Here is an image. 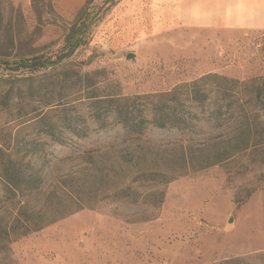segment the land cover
Returning a JSON list of instances; mask_svg holds the SVG:
<instances>
[{"label":"rangeland","instance_id":"rangeland-1","mask_svg":"<svg viewBox=\"0 0 264 264\" xmlns=\"http://www.w3.org/2000/svg\"><path fill=\"white\" fill-rule=\"evenodd\" d=\"M86 2L0 0V79L35 77L0 81V264H264V111L252 141L235 120L132 134L92 97L164 93L207 74L260 84L264 31L147 28L131 40L118 0L61 58ZM38 56L61 61L11 69ZM224 84L203 83L210 103L194 112L214 109ZM9 159L28 191L7 190Z\"/></svg>","mask_w":264,"mask_h":264},{"label":"trees","instance_id":"trees-1","mask_svg":"<svg viewBox=\"0 0 264 264\" xmlns=\"http://www.w3.org/2000/svg\"><path fill=\"white\" fill-rule=\"evenodd\" d=\"M93 2L94 0H87L85 6L77 14L74 24L69 29L65 39L66 47H68L69 51L63 54L61 58L68 57L84 42L91 26L103 12L109 9L110 5L118 2V0H106L104 5L95 13L90 11V6ZM60 61L61 59L52 61L38 56L28 60L15 61L11 69L24 68L30 71H37L44 67L56 65ZM85 78L90 79L89 74ZM34 79L35 77L32 75L27 78L19 76L12 78L10 75L0 79V81L2 83H15V81H33ZM210 79H221L225 84L218 88L216 107L210 110L207 115L200 116V114L194 112L193 108L199 106L202 108L201 112L206 113L205 109L210 103V92L204 88L203 83ZM249 88H252V94L244 96L243 90L245 91ZM12 89L10 87L5 93L4 97L7 99V104L9 103ZM92 97L96 99L94 102L96 106L105 105L107 111L115 112L126 131L132 134L143 133L147 124L150 123L158 129L176 128L187 131L197 126V120H207L217 127L225 126L230 121L235 120L240 122L242 126L247 127V140L249 141L252 139V129L256 128L260 124L259 121H261L260 115L256 113L264 111V76L260 84H255L252 81L240 82L239 80L228 79L217 74H207L199 80L169 92L135 95L132 97ZM249 102L260 108L257 110L247 108L246 104ZM147 110L152 112L151 118L147 116ZM95 118L98 121H103L100 111L96 112ZM258 144L256 142L254 146L257 148ZM0 152L5 153L2 147H0ZM3 177L8 185L7 190L10 192L23 193L30 189L28 186H23L21 168L17 162L11 159L7 160L3 165Z\"/></svg>","mask_w":264,"mask_h":264},{"label":"crops","instance_id":"crops-1","mask_svg":"<svg viewBox=\"0 0 264 264\" xmlns=\"http://www.w3.org/2000/svg\"><path fill=\"white\" fill-rule=\"evenodd\" d=\"M129 38L191 31H264V0H123ZM133 23V24H132ZM127 32V31H126Z\"/></svg>","mask_w":264,"mask_h":264},{"label":"water","instance_id":"water-1","mask_svg":"<svg viewBox=\"0 0 264 264\" xmlns=\"http://www.w3.org/2000/svg\"><path fill=\"white\" fill-rule=\"evenodd\" d=\"M134 56H135L134 53H129V54L127 55V58H128V59H131V58H134Z\"/></svg>","mask_w":264,"mask_h":264}]
</instances>
